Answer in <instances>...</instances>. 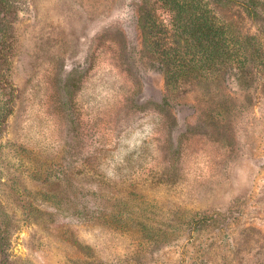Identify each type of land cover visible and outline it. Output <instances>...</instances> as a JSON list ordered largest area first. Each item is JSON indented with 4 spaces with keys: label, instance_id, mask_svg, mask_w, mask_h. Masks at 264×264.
Instances as JSON below:
<instances>
[{
    "label": "rangeland",
    "instance_id": "rangeland-1",
    "mask_svg": "<svg viewBox=\"0 0 264 264\" xmlns=\"http://www.w3.org/2000/svg\"><path fill=\"white\" fill-rule=\"evenodd\" d=\"M237 1L259 16L217 12L247 77L231 60L170 94L140 21L177 45L157 0H14L0 264H264V0Z\"/></svg>",
    "mask_w": 264,
    "mask_h": 264
},
{
    "label": "trees",
    "instance_id": "trees-1",
    "mask_svg": "<svg viewBox=\"0 0 264 264\" xmlns=\"http://www.w3.org/2000/svg\"><path fill=\"white\" fill-rule=\"evenodd\" d=\"M171 16L173 35L177 45H169L164 38L154 36L151 31L155 22L148 17H141L144 34L151 38L149 49L153 56L161 59L165 73L167 92L176 94L179 84L197 80L199 69L211 70L213 66L224 63H237L240 79L249 74L245 48L237 40L231 26L219 17L218 8L231 3L243 7L248 17L257 18L256 5H248L237 0H157ZM15 8L14 0H0V12L5 18L0 24V61L5 64L11 54L12 43L5 44V37L12 32L8 16ZM252 40L251 38H249ZM242 56V59H240ZM256 65H253V69ZM252 69V70H253Z\"/></svg>",
    "mask_w": 264,
    "mask_h": 264
}]
</instances>
